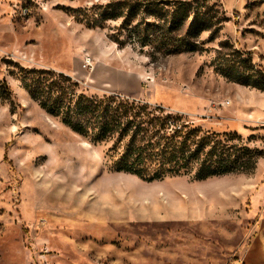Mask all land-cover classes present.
I'll list each match as a JSON object with an SVG mask.
<instances>
[{"label": "rangeland", "instance_id": "obj_1", "mask_svg": "<svg viewBox=\"0 0 264 264\" xmlns=\"http://www.w3.org/2000/svg\"><path fill=\"white\" fill-rule=\"evenodd\" d=\"M112 1L0 0V75L10 90L0 99V264L256 263L264 251V0H207L211 29L194 39L196 50L173 54L120 46L111 39L119 20L88 27L87 11ZM241 64L257 87L220 69ZM20 67L63 72L90 95L163 105L205 132H237L261 154L251 172L205 180L117 172L105 156L110 144L50 116L22 86ZM176 205L201 220L171 234H142L144 223L128 222ZM106 217L120 221L97 225Z\"/></svg>", "mask_w": 264, "mask_h": 264}, {"label": "trees", "instance_id": "obj_2", "mask_svg": "<svg viewBox=\"0 0 264 264\" xmlns=\"http://www.w3.org/2000/svg\"><path fill=\"white\" fill-rule=\"evenodd\" d=\"M98 9L90 14L87 11L88 27H104L108 21L119 20L111 36L114 42L123 47L138 42L162 54L196 50L198 42L194 39L213 25L212 6L207 0H175L173 4L117 0ZM7 62L18 66L10 59ZM220 67L234 81L258 86L255 71L248 74L242 64L236 69ZM17 77L50 116L95 145L110 144L105 156L113 170L145 181L174 176L205 180L247 173L254 170L261 154L237 132H205L183 114L160 104L119 94L90 95L63 72L20 67ZM9 92L6 79L0 75V99Z\"/></svg>", "mask_w": 264, "mask_h": 264}, {"label": "crops", "instance_id": "obj_3", "mask_svg": "<svg viewBox=\"0 0 264 264\" xmlns=\"http://www.w3.org/2000/svg\"><path fill=\"white\" fill-rule=\"evenodd\" d=\"M195 215V216H194ZM200 216L195 212V210L191 208H185L183 206H177L175 208H170L168 211L161 210L159 214L154 216H141L137 219H131L128 221L129 223H139L142 222L146 225L148 230L143 231L142 234H171L168 231V228L176 226L177 223L188 222V221H200ZM120 221L118 218H101L97 221V225L102 227H107L113 222ZM154 228H157L158 231H154ZM173 234V233H172ZM261 254L259 260L254 264H264V251L261 250Z\"/></svg>", "mask_w": 264, "mask_h": 264}, {"label": "built area", "instance_id": "obj_4", "mask_svg": "<svg viewBox=\"0 0 264 264\" xmlns=\"http://www.w3.org/2000/svg\"><path fill=\"white\" fill-rule=\"evenodd\" d=\"M84 67L88 68L90 70H93L94 63H93V59L91 56H85ZM233 264H244V260L242 258H239V259L235 260V262H233Z\"/></svg>", "mask_w": 264, "mask_h": 264}]
</instances>
